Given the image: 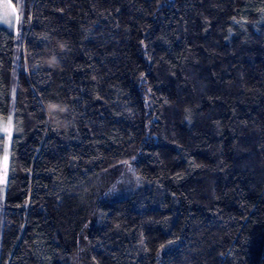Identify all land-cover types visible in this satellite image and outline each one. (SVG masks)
Listing matches in <instances>:
<instances>
[{
    "label": "trees",
    "instance_id": "trees-1",
    "mask_svg": "<svg viewBox=\"0 0 264 264\" xmlns=\"http://www.w3.org/2000/svg\"><path fill=\"white\" fill-rule=\"evenodd\" d=\"M18 16L0 26V264H264V0Z\"/></svg>",
    "mask_w": 264,
    "mask_h": 264
},
{
    "label": "rangeland",
    "instance_id": "rangeland-1",
    "mask_svg": "<svg viewBox=\"0 0 264 264\" xmlns=\"http://www.w3.org/2000/svg\"><path fill=\"white\" fill-rule=\"evenodd\" d=\"M22 0H15L13 3L12 0H0V15L3 13V6L5 4H10L11 8L9 11L11 12L12 9H15L14 12L10 15L9 19L11 23H6L4 20L0 19V26H4L8 28L15 36L18 33V25H19V16H18V8L21 5ZM11 119L12 122V109L10 108L9 114L4 121L0 120V228H1V214H2V200H3V193H4V186L7 179V169L9 163V149H10V142L11 138L9 139L7 133L3 132V127L7 125V122ZM12 132V126H11ZM7 155V161L4 160V156Z\"/></svg>",
    "mask_w": 264,
    "mask_h": 264
},
{
    "label": "clouds",
    "instance_id": "clouds-1",
    "mask_svg": "<svg viewBox=\"0 0 264 264\" xmlns=\"http://www.w3.org/2000/svg\"><path fill=\"white\" fill-rule=\"evenodd\" d=\"M55 61L53 60V63ZM45 110L49 116V119L53 123H62L63 125L66 123L65 121H60L59 114H66L68 112V106L66 104H61L58 102H48L45 106Z\"/></svg>",
    "mask_w": 264,
    "mask_h": 264
},
{
    "label": "snow or ice",
    "instance_id": "snow-or-ice-1",
    "mask_svg": "<svg viewBox=\"0 0 264 264\" xmlns=\"http://www.w3.org/2000/svg\"><path fill=\"white\" fill-rule=\"evenodd\" d=\"M10 8H11L10 4H5L3 6V13H2V15H0V19L4 20L6 23H11V20L9 19V17L12 14V12L15 11V9H12V11L10 12L9 11ZM11 126H12V122H11V119H9V121L7 122V125H5L2 129L3 132L7 133L9 139L11 138V135H12ZM7 159H8V157H7V155H5L4 160L7 161ZM0 179H2V178H0Z\"/></svg>",
    "mask_w": 264,
    "mask_h": 264
}]
</instances>
